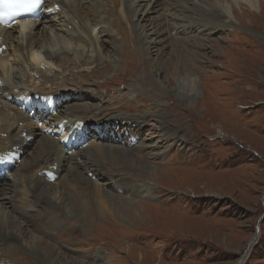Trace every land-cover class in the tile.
<instances>
[{
  "label": "rangeland",
  "instance_id": "374dc122",
  "mask_svg": "<svg viewBox=\"0 0 264 264\" xmlns=\"http://www.w3.org/2000/svg\"><path fill=\"white\" fill-rule=\"evenodd\" d=\"M193 1V5L192 1H186L177 11L169 12L166 5L158 7V15L149 22L137 16L143 0H127L125 8L129 7V13L122 11L120 18L130 19L138 26L137 30H132L129 26L132 22L126 19L121 20V28L105 26L108 18L100 24L95 19L102 21L100 11L99 15H88L84 20L74 19L78 25H88L86 33L73 25L63 27L60 22L67 13L63 5L55 6L58 7L55 13L52 5L47 7L49 18L57 21L55 26L51 22L44 25L45 30L43 25L34 30L32 26L42 19L41 14L39 19L23 21L27 25L21 32L8 27L13 41L7 45L8 56L0 52V80L10 87V92L2 90L5 97H18L21 115L19 120L16 112L3 110L0 117L4 119L1 117L0 123L6 131L11 128L12 134L22 133L18 135L20 141L15 135L14 147L6 151L10 154L8 159L2 160L0 154V188L4 187L0 189V221L8 213L20 211L29 214V221L23 222L25 230H17L19 235L23 233L16 235V239L0 236V264H52L53 260L68 264H264V0H252L255 6L252 8L243 0H214V7L222 8L224 13L223 16L217 10L220 20L229 21L224 26L216 19L217 22H212L204 16L199 18L213 2ZM65 2L72 7L70 1ZM80 5L86 9L90 3L81 0ZM188 8L192 9L194 19L188 18L191 14ZM160 12L163 14L159 15ZM167 13L172 15V22L168 33L163 26L165 34L160 35L163 41L158 51L152 42L155 36L144 39L139 27L145 25L150 32L148 25L152 22L160 30L158 20L167 26ZM184 13L188 16L187 23H191L185 33L176 30L184 26L179 21ZM66 29L78 35L79 41L67 37ZM29 32H34L33 49L16 50L14 45L20 42L24 45ZM54 32L64 37L68 47H80L83 37L90 46L85 53H69L64 61L52 62L45 58L41 45L49 47L46 44L49 41L42 40L44 34ZM178 37L184 39V45L194 54L185 55L189 70L184 72L178 69L179 65L173 66L176 60L164 62L174 48L171 41ZM149 40L156 50L145 60L142 51L149 46ZM101 45H105L103 53L110 47L116 53L110 58L103 54L106 59H98ZM2 49L6 47L2 45ZM162 62L170 64L169 73L158 71L157 66L151 68L152 64ZM184 76L185 82L195 83V95L183 97L167 92L174 90L175 79ZM82 86L83 90L77 88ZM161 87L166 91H162L164 95L157 91ZM69 89L75 97L72 100L59 101L38 92L62 94ZM86 91L89 93L86 98L77 97ZM22 98L36 101L29 105ZM1 99L4 98L0 95ZM63 101L68 106L74 103L91 106L95 114L83 108L82 114L87 118L107 120L119 116L145 121L136 141L127 132L125 136L134 138L132 143L136 145L144 141L142 145L146 148L141 145L137 150L118 148L124 145L121 137L115 140L109 131L112 138L103 139L101 126H95V133L87 131V120L65 114L70 110L65 109V104L58 105ZM48 114L53 119L60 116L57 121L64 129L79 126L81 137H73L72 132L63 129L48 128ZM39 134L64 145L67 154L84 155L91 150L89 156L100 166V170L94 171L96 181L91 199L82 198L85 189L77 185L83 181V174L72 167L67 172L64 163L56 170L57 177L59 172L65 173L62 182L48 170L40 172L42 178L53 184L45 186L59 190L62 199L36 202L43 187L31 190L25 182L32 184L33 176L24 175L22 179L21 169L39 158ZM26 142L29 145L23 153L20 147ZM94 145L101 146L99 150L104 155L116 157L114 163L98 158ZM55 165L56 162L53 168ZM114 180L121 186L131 181L135 188H115ZM149 186H154L152 192H144L143 188ZM122 199L128 201L127 209Z\"/></svg>",
  "mask_w": 264,
  "mask_h": 264
},
{
  "label": "bare ground",
  "instance_id": "6f19581e",
  "mask_svg": "<svg viewBox=\"0 0 264 264\" xmlns=\"http://www.w3.org/2000/svg\"><path fill=\"white\" fill-rule=\"evenodd\" d=\"M65 1H70L72 3V7H68L67 6V3ZM127 0H120V3H119V0H88V2L90 3L89 6L85 7L83 5H80V2L81 0H45L44 1V7L45 9H42L40 11V15L42 14V19L41 20H37L36 24H34L32 26V28H34V30L36 29V27H39V25H43L42 29L45 30L46 27H44V25H47L51 23V26H55L57 25V21L52 18L50 19L49 18V12L47 14V7H49L50 5H52L53 7V11L55 13L56 9H58V7H55L57 5H63L66 7V11L67 13L62 16L63 17V20L62 22H60L61 26L63 27H68L69 25H73L74 27H77V29H81L84 33L87 32L88 30V25L86 24H82V25H78L76 23H74V19H86V17L88 15H91V17L93 16H96V15H99V11L101 13V15H103L102 17V21L100 19H98L97 17L95 18L97 21H99L100 24L104 23L105 21V18L107 20V18L109 19L108 21V24L105 22V26H109L110 24L113 25L115 28H121L123 23L121 20H129L131 21L130 19L128 18H120V15L122 13V11L126 10L128 11L129 13V7H126L125 8V2ZM186 1L189 2V0H167L166 2L163 1V0H143V4H141V9H137V11H140L139 12V16L141 19V21H152V20H155V16L158 15V7H161L163 8L165 5L167 6V10H169V12L173 11V10H176L178 9L179 7H181L180 5H183L184 4H187ZM192 1V5L195 4L193 0H190ZM208 2H213V5L210 6L208 9L204 10L203 9V14H201L199 16L200 19H202V16L205 17V20L206 21H212V22H222L221 26H224L225 24H227L229 21H225V20H220V15H219V12L217 10H221V14H223L224 16V13H223V10L222 8L218 7H214L215 6V2L214 0H207ZM206 1V3H207ZM244 3H246L247 6H249L250 8H252L254 6L252 0H243ZM205 2V1H204ZM140 4V3H139ZM189 4V3H188ZM197 4V3H196ZM208 5V4H206ZM209 6V5H208ZM55 7V8H54ZM123 7V8H122ZM207 7V6H206ZM255 7V6H254ZM63 11V10H62ZM143 11V12H142ZM177 11V10H176ZM179 11V10H178ZM188 11L191 13L189 14L190 17L186 16L185 13L179 18V21L181 22V26H183L181 29H176L177 31H180V32H184L188 27L189 25H191V23H187V17L190 18V19H194V15L192 14V9L191 8H188ZM142 12V13H141ZM180 12V11H179ZM60 13H62L60 11ZM127 13V14H128ZM59 14V13H58ZM163 14V12H160L159 15ZM40 15L38 14L37 16V19L40 18ZM134 15V14H133ZM151 16V17H150ZM167 16V26L163 24L162 21L158 20V23L160 24V27L161 29H157V27L154 25H151L152 22H151V26H149V31L150 32H147L146 31V26L145 25H140L139 29L142 31V36H144L145 38L144 39H148L147 37H150V36H155L152 39V42L153 44L156 45V48L158 49L159 51V44L160 42L163 41V38L160 37V35H163L164 31L167 29V33H168V27H169V23L172 22V20L170 19V17H172V15L170 13H167L166 14ZM222 17V16H221ZM160 18V17H159ZM112 19V20H111ZM136 19V18H135ZM157 19V18H156ZM217 21H216V20ZM26 20H30V19H23V20H17L14 24H12V26H5V27H2L0 26V52H1V55H7L8 56V53H7V45L13 41V39H11V35H10V32L8 31L9 28L12 29L13 32H21L22 30L25 29V25H27L26 23H24L23 21H26ZM31 21V20H30ZM54 21V22H53ZM139 21V22H141ZM149 21V22H150ZM18 22H22V23H19L20 25H17ZM132 22V21H131ZM137 22V21H136ZM203 22V21H202ZM59 23V21H58ZM183 23V24H182ZM16 24V25H15ZM158 24V26H159ZM48 25V26H49ZM157 25V24H156ZM193 25V24H192ZM21 27L20 29L18 28ZM127 26V24H126ZM129 26H131L132 30H137L136 29V26L135 24L132 22L131 25L129 24ZM163 26H165V30H163ZM9 27V28H8ZM138 27V26H137ZM52 28V27H51ZM196 28V27H195ZM204 28V27H202ZM220 27H218L219 29ZM41 29V30H42ZM217 29V28H216ZM54 31V30H53ZM130 31V30H129ZM175 31V30H173ZM185 33V32H184ZM188 33V32H187ZM33 34L34 32H29L28 34H26L25 36V44L22 45V42L14 45V48H16V50L20 51L21 52V49L23 50H26L25 48L26 47H29V50H32L34 45L36 44L35 40L33 39ZM64 34L69 37L70 39L74 38L75 41H79V38H78V35L74 34L73 32H70L68 31V29H66V32H64ZM165 34V33H164ZM44 38L42 40L43 41H49V43H46L49 45V47L51 48L50 51H49V47H44L43 44L41 45V48L44 49V56L46 59L52 61V62H57V61H64V58H66L65 56H67L69 53H85V51L87 52L90 44H89V41L86 37H83V40H81V46L80 47H77L75 46L74 48L72 47H68L65 45L64 43V37L62 35H60L59 33H56L54 32L52 35H45L44 34ZM19 37V35H18ZM175 38V37H174ZM16 39V37H15ZM122 39V37H121ZM149 40V46H147V48H144V50L142 51L143 54L142 56H144L145 60H146V56L149 55L151 53L154 52V50H156V48H151L150 46V41ZM183 38L182 37H178V40L175 39L174 41H171L170 44H172L174 47L173 49H171L170 53H169V57L168 59H165L164 62L166 61H170V63H172V61H175L176 60V63H173V66L176 67L178 66V69L181 70V71H188L189 69L186 67V63L184 62V57L186 54H193V51L191 48L187 47V45H184V42H183ZM125 41V40H123ZM195 41V40H194ZM41 42V43H42ZM45 43V42H44ZM84 43V44H83ZM96 43V42H94ZM146 43V42H145ZM183 44V45H182ZM2 45L6 47V49H2ZM47 45V46H48ZM125 45V44H124ZM146 45V44H145ZM197 45V44H196ZM12 46V45H11ZM38 46V45H37ZM103 46L105 45H101L100 48L102 50V52L98 55V59H106L105 57H102L101 55H105V56H109V58L111 56H113L115 53H114V49H112V47H110V50H106V53H103V50H105L103 48ZM129 46V45H128ZM196 47V46H195ZM201 47V46H200ZM204 47V46H203ZM202 47V48H203ZM129 49V48H128ZM182 50V55H179V50ZM46 51V52H45ZM59 51H64L63 52V55H61L60 53H58ZM100 52V51H99ZM133 52V50H132ZM162 52V51H160ZM160 52H158V56L160 55ZM172 52V53H171ZM199 53V52H197ZM190 54V55H191ZM21 55H23V53H21ZM140 55V54H139ZM172 55H175V57H173ZM172 56V57H171ZM191 56H194L191 55ZM151 58V57H150ZM143 59V60H144ZM192 59V58H191ZM38 60V59H37ZM66 60V59H65ZM93 60V59H92ZM190 60V59H189ZM84 61V60H83ZM97 61V60H96ZM105 62V61H104ZM147 62V61H146ZM56 64V63H54ZM110 65V64H109ZM154 66H157L158 67V71L162 72V73H169V66L170 64H164L163 62L160 63L159 65H155V64H152L151 65V68H153ZM94 67V66H93ZM97 68V67H96ZM133 68V67H132ZM130 68V69H132ZM2 69V68H1ZM0 69V70H1ZM106 69V68H105ZM156 69V68H155ZM69 73V72H68ZM146 73V72H145ZM135 74V73H134ZM100 75V74H99ZM149 76V75H148ZM69 79V78H66V80ZM185 79V76L184 78L182 79H179V77L177 79H175L176 81V84H175V88L174 90H168L167 92H170V93H173L174 95L176 96H187V95H195V91H196V88H195V83H192L193 81L190 80L191 82L188 83V82H185L184 81ZM70 80V79H69ZM147 83V82H146ZM77 88H81V90H83V86L82 87H77ZM153 88V87H152ZM158 88V87H157ZM12 89V88H11ZM2 90H6V92H10V87L8 84L4 83L3 81L0 80V95L4 98L3 100L1 99L0 100V115H2V112L3 110H8L9 112H16V119H19L20 120V108L17 106V105H20L19 101H18V97H5V93L2 92ZM20 90V88H19ZM63 90V89H62ZM64 90H67V89H64ZM70 91L72 89H69ZM84 90H88V89H84ZM61 91V90H60ZM63 92L62 94L58 93L59 91H53V92H45L43 90L41 91H38L40 93V95H47L48 97H51V99H58L59 101H62V100H65V98H68V99H73L75 97L71 96V92ZM157 91H159L161 94L164 95L163 92L166 93V91L163 89V87L157 89ZM163 91V92H162ZM12 92V91H11ZM20 93V91H19ZM85 93V92H84ZM26 94V93H24ZM88 91H86L85 94H79L77 97H79L80 99H84L87 97L88 95ZM13 95V93L11 94ZM18 95V94H17ZM19 96V95H18ZM38 96L36 95L35 98H37ZM35 98H32V99H35ZM31 99V98H30ZM184 100V99H183ZM32 101V100H31ZM65 104V109L67 110H70L69 113L66 112L65 114H70L72 116H75V117H79V118H83V119H86L87 120V124L88 126L86 127L87 131L89 130L90 132L93 131V133H95V126L99 127L101 126V130L103 129V133H102V138L106 140H109L112 138L111 135H108L109 131L110 132H113L114 134V138L115 140H118L120 137H121V141H124V145L123 146H119L118 148L120 147H127L128 149L129 148H134L133 150H137V146L141 145L142 149H145L146 147H144L142 144L144 141H141L139 144H134L132 143V141L134 140V138L136 137V134L139 135V133L141 132L142 130V127L144 126L143 123H145V121L141 122L137 119H133V121H131L130 119H127V118H121V117H112V118H109L107 120H104L102 118H98V117H94L93 119L92 118H87V116H83L84 113L82 114V111H83V108L85 109L87 107V109L91 112L90 114H95V110L94 109H91V106H88L87 104H83V105H77V103H74V105H67L66 101H63V102H60L58 103L59 104ZM42 105H45V104H42ZM174 106V105H173ZM61 107V106H60ZM15 108V110L13 109ZM43 108V107H42ZM86 109V110H87ZM22 110V109H21ZM97 111V110H96ZM86 113V112H85ZM171 113V112H170ZM24 114V113H23ZM39 113H37L36 115H38ZM49 115V114H48ZM145 116V115H143ZM3 119L4 117L1 116ZM0 117V119H2ZM49 117L51 118V115H49ZM39 118V117H38ZM50 122L48 123V128H51V127H54V128H57L58 130L59 129H63L65 130L66 132H72L73 133V137H81L79 135V130L81 128H79V126H67L65 129L63 127V124H59V122L57 121V119H61L60 116H58L57 119H53L51 118ZM92 120H94L95 123L92 122ZM142 120V119H141ZM100 122V125H98V123ZM135 122V123H133ZM93 124V125H92ZM5 125L2 123H0V132L3 134L0 136V144L3 142L4 147H2L0 145V154L2 156L5 155V152L11 148L14 147V143H15V138L17 136V141H20V139L18 138V135H20L22 132H18L17 134H12L11 131H9V129L11 128H8V131H6L5 129H3ZM92 126V127H91ZM9 127V126H8ZM123 130V132H122ZM115 131H120V133L116 134ZM122 132V133H121ZM127 132L128 136L129 137H134L133 139L130 140L127 139V137L125 136V133ZM133 133H135V135H133ZM110 134V133H109ZM16 135V136H15ZM40 135V134H39ZM86 135V134H85ZM41 138L39 139L38 141V144L41 146V148H39V158L37 159V161H35L33 164L31 165H24L21 169L22 173H21V178L23 179V176L24 175H28V178H32L30 176H33V180H32V184L29 183V181H26L25 184H28L31 188V190H34L36 191L37 187L38 188H42L41 191H40V195L36 197V202L38 203V201L40 200H48V199H51V200H54V201H57L58 199H62L61 197V194L58 193L56 190L50 188V186H45V185H53V184H50L48 183L44 178H42L40 176V172L41 173H44L46 170H48L51 174L53 175H57L58 173L56 172L57 168L61 167L64 163H65V168L68 171L70 167H72L74 171H76L78 174L82 175L83 174V181H80L77 185L80 184L81 188L84 187L85 189V195L82 197H87L88 196V199H91L93 197V194H94V189H93V183L96 181L95 179V172L97 170H100V166L99 164L92 160L91 157L89 156L90 155V152L91 150L88 149L86 151V153L84 155H80L79 153H72V154H67V152L65 151L66 148L64 147V145H58L56 142H54L51 138H49L47 135H40ZM96 136H99V135H96L95 134V137ZM13 137V139H12ZM169 139V138H168ZM135 141H136V138H135ZM37 144V145H38ZM29 145L28 142L24 143L20 149L21 151L24 153L26 151V147ZM110 147H116V146H113V145H109ZM93 147L97 148L98 150V158H101L102 159H106V161H110L111 163H114V159L116 157H114L112 154L111 156H106L104 155L103 153L100 152V147L101 146H98V145H94ZM149 147V146H148ZM126 149V148H125ZM141 149V150H142ZM140 150V151H141ZM108 151V150H107ZM121 151V150H120ZM119 151V152H120ZM127 154V151L124 150ZM123 152V151H122ZM41 153V154H40ZM129 155V154H127ZM116 156V155H115ZM35 156H32V158H34ZM79 157V158H78ZM31 160V159H30ZM29 160V161H30ZM97 160V159H96ZM99 160V159H98ZM101 160L99 163H101ZM124 160V159H123ZM65 161V162H64ZM56 162V165L55 167L53 168V165L54 163ZM119 162V161H118ZM78 163V164H77ZM124 164V163H123ZM29 166H31L30 168H28ZM114 166V165H113ZM25 167V169H24ZM107 167H109V165H107ZM62 168V167H61ZM75 168V169H74ZM110 168V167H109ZM104 169V168H103ZM148 169V168H147ZM150 170V168H149ZM95 171V172H94ZM153 171V170H152ZM83 172V173H82ZM101 172V171H100ZM149 172V171H148ZM99 173V172H98ZM150 173V172H149ZM48 174V173H47ZM65 174V173H64ZM63 174V175H64ZM90 175L89 177L87 175ZM62 172L60 173L59 172V175L57 178L58 182L59 181H63L64 179H61L62 178ZM158 174H156L157 176ZM71 176V175H70ZM148 176V175H147ZM155 176V177H156ZM65 177V176H64ZM149 177V176H148ZM1 181V180H0ZM65 182V181H64ZM66 182H67V179H66ZM154 183V182H153ZM81 184H85V185H81ZM113 184H114V187L115 188H127V189H133L135 188V183H132L131 181L129 183H125L124 186H121L119 182L117 181H113ZM64 185L66 184H62V187H64ZM75 185V184H73ZM76 187V186H75ZM74 187V188H75ZM98 187V186H97ZM4 187H1L0 189H3ZM77 188V187H76ZM80 188V187H79ZM154 186H149V187H145L143 188L144 192H152L151 190H153ZM78 189V188H77ZM30 190V194L32 195V197H34V201H35V195L33 194L34 192H31ZM75 190V189H73ZM79 190V189H78ZM142 190V189H141ZM138 191V190H137ZM140 192V191H138ZM15 193V192H14ZM72 193H75V192H70V194ZM149 193V192H148ZM101 194V193H100ZM142 194V192H141ZM148 195V194H147ZM98 196V195H97ZM116 196V195H115ZM73 198V197H71ZM99 198V197H98ZM83 201V199H81ZM106 201V200H105ZM122 204L124 207H126V205L128 204V201L125 200V199H122ZM9 202V201H8ZM60 202V201H59ZM120 202V201H119ZM55 203V202H54ZM100 203V202H99ZM35 204V203H34ZM57 204V203H56ZM134 204V203H133ZM93 205V204H92ZM143 207L144 204H141ZM55 206V205H54ZM83 206V204H82ZM85 206V205H84ZM130 205H127V207H129ZM126 207V209H127ZM59 208V207H58ZM91 208V207H90ZM102 209V208H101ZM17 213L19 212V210H16L14 209ZM143 212V211H142ZM15 213V212H13ZM11 212L7 214L6 216V219L4 221H0V236L1 237H4L5 239H16V235H19L17 230L21 229L20 231L22 230H25L26 227L24 226L25 224H23V222H28L29 221V214L27 212H21L18 213V214H13ZM144 213V212H143ZM2 214V213H1ZM113 215V217H115L116 219V214L115 212H112L111 213ZM4 214H2L3 216ZM143 215L141 214V217ZM18 218H21V220H17ZM123 221V220H122ZM22 223V224H21ZM188 228V227H187ZM23 233V232H22ZM21 233V234H22ZM20 234V235H21ZM19 235V236H20ZM24 236V235H23ZM26 236V235H25ZM22 241V240H21ZM28 242V241H26ZM39 242V241H38ZM40 243V242H39ZM24 245V244H23ZM38 248V247H37ZM41 250V249H40ZM42 255V254H41ZM47 258V257H46ZM52 264H68V262H61L59 260H53L52 261Z\"/></svg>",
  "mask_w": 264,
  "mask_h": 264
},
{
  "label": "snow or ice",
  "instance_id": "6c2138e0",
  "mask_svg": "<svg viewBox=\"0 0 264 264\" xmlns=\"http://www.w3.org/2000/svg\"><path fill=\"white\" fill-rule=\"evenodd\" d=\"M42 0H0V21L24 13H31L41 6Z\"/></svg>",
  "mask_w": 264,
  "mask_h": 264
},
{
  "label": "water",
  "instance_id": "95a60500",
  "mask_svg": "<svg viewBox=\"0 0 264 264\" xmlns=\"http://www.w3.org/2000/svg\"><path fill=\"white\" fill-rule=\"evenodd\" d=\"M255 236H256V235H254V237H253L252 240L249 242V244H251V243L253 242V240L255 239Z\"/></svg>",
  "mask_w": 264,
  "mask_h": 264
}]
</instances>
